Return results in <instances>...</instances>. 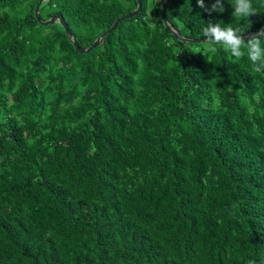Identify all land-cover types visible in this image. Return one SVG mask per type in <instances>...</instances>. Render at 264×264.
Listing matches in <instances>:
<instances>
[{
    "label": "trees",
    "instance_id": "16d2710c",
    "mask_svg": "<svg viewBox=\"0 0 264 264\" xmlns=\"http://www.w3.org/2000/svg\"><path fill=\"white\" fill-rule=\"evenodd\" d=\"M40 1L0 0V264H264V69L172 32L255 36L264 0H173L168 25L142 0L88 53ZM137 6L39 14L87 49Z\"/></svg>",
    "mask_w": 264,
    "mask_h": 264
},
{
    "label": "clouds",
    "instance_id": "9594fccd",
    "mask_svg": "<svg viewBox=\"0 0 264 264\" xmlns=\"http://www.w3.org/2000/svg\"><path fill=\"white\" fill-rule=\"evenodd\" d=\"M197 5L200 8H205L203 0H197ZM234 16L249 17L254 15L255 12L251 5V0H235ZM211 11L223 12V5L220 0H217L216 4L212 5ZM212 22H209L203 29L204 37H212L205 41V50L207 52L215 53L218 51L216 45H223L228 50L231 56H235L237 59L244 56L245 52L241 51L242 48L247 49V56L255 65L254 71L261 72L264 69V47H261L262 41H264V31L258 33L255 36L250 37L245 42L241 35H239V29H234L230 25L221 27L219 23L215 26H211Z\"/></svg>",
    "mask_w": 264,
    "mask_h": 264
},
{
    "label": "water",
    "instance_id": "95a60500",
    "mask_svg": "<svg viewBox=\"0 0 264 264\" xmlns=\"http://www.w3.org/2000/svg\"><path fill=\"white\" fill-rule=\"evenodd\" d=\"M44 1H48V0H41L40 3H39V5L37 6V9H36V16H37V19H38L39 23L44 24V25H53V24H56V23H60L61 26L66 30V32L68 33V35H69V37H70V40H71L72 43L75 45V47H77V49L79 50L80 53H88V52H90L91 50H93L94 48H96V47L101 43V41L103 40V38H104L106 35L110 34L111 32H113V31L116 29V27H117V25H118L119 23H121L122 21H124V20H126V19H129V18H131V17H133V16L138 15V14L142 11V5H143V4H142V0H137V2H138V6H137V9H136V10H134L133 12L128 13V14H126V15L120 17L119 19H117V20L115 21V23L112 25V27H111L110 29H108L103 35H101L93 45H91V46H90L89 48H87V49H82V48L77 44V42L74 40L73 34H72V32L70 31V29H69L67 23L65 22V20H64V18H63V16H62L61 14L55 15L54 17H52L51 19H49V20H47V21H44V20L41 19L40 14H39V10H40V5H41V3L44 2ZM172 1H173V0H166V1L164 2V4L162 5V7H161V16H162L163 20L165 21V23H167V25H168V21H167V17H166V14H165V10H166L168 4L171 3ZM263 30H264V26H263V28H262L259 32H262ZM172 32L174 33V35H175L177 38H179L180 40L186 41V42L204 43V42L207 41V40L214 39V38L192 39V38H187V37H183V36H181V35L178 34V32H177L176 30H174V29H172ZM254 33H255V32L247 33V34L241 36V38H242V39H246V38L252 36Z\"/></svg>",
    "mask_w": 264,
    "mask_h": 264
},
{
    "label": "rangeland",
    "instance_id": "374dc122",
    "mask_svg": "<svg viewBox=\"0 0 264 264\" xmlns=\"http://www.w3.org/2000/svg\"><path fill=\"white\" fill-rule=\"evenodd\" d=\"M119 1L124 3L126 0H119Z\"/></svg>",
    "mask_w": 264,
    "mask_h": 264
}]
</instances>
